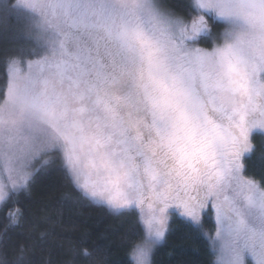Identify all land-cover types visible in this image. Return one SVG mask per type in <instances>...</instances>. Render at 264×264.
Here are the masks:
<instances>
[{
    "label": "snow or ice",
    "instance_id": "6c2138e0",
    "mask_svg": "<svg viewBox=\"0 0 264 264\" xmlns=\"http://www.w3.org/2000/svg\"><path fill=\"white\" fill-rule=\"evenodd\" d=\"M178 7L7 4L28 14L32 45L0 58V207L55 165L83 196L135 214L129 264H153L173 215L200 230L209 264H264V175L245 163L264 137V0ZM6 217L22 226L21 208ZM35 247L18 243L12 264H33Z\"/></svg>",
    "mask_w": 264,
    "mask_h": 264
},
{
    "label": "trees",
    "instance_id": "16d2710c",
    "mask_svg": "<svg viewBox=\"0 0 264 264\" xmlns=\"http://www.w3.org/2000/svg\"><path fill=\"white\" fill-rule=\"evenodd\" d=\"M15 0L0 4V58L26 55L32 41L27 35L29 17L22 9H7ZM177 7L182 0H167ZM256 145L246 157L247 175H264V137L253 136ZM0 207V260L9 264L20 242L35 243L33 264H129V245L139 237L134 213H116L79 192L70 178L53 165L39 172L28 191ZM23 212L20 227H12L9 209ZM209 225L205 223L204 231ZM165 239L157 246L153 264H209L208 245L200 230L173 215ZM83 249L92 255H80Z\"/></svg>",
    "mask_w": 264,
    "mask_h": 264
},
{
    "label": "rangeland",
    "instance_id": "374dc122",
    "mask_svg": "<svg viewBox=\"0 0 264 264\" xmlns=\"http://www.w3.org/2000/svg\"><path fill=\"white\" fill-rule=\"evenodd\" d=\"M112 210V209H111Z\"/></svg>",
    "mask_w": 264,
    "mask_h": 264
}]
</instances>
